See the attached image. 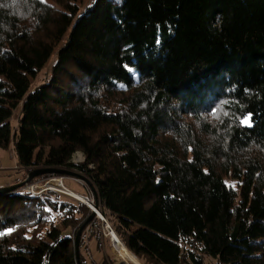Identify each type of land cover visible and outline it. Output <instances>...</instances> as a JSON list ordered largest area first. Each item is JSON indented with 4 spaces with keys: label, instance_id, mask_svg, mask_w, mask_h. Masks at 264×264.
Here are the masks:
<instances>
[{
    "label": "trees",
    "instance_id": "1",
    "mask_svg": "<svg viewBox=\"0 0 264 264\" xmlns=\"http://www.w3.org/2000/svg\"><path fill=\"white\" fill-rule=\"evenodd\" d=\"M82 1L0 0V147L22 181L78 172L146 264H264V0ZM67 197L0 194V264H78L66 233L91 211Z\"/></svg>",
    "mask_w": 264,
    "mask_h": 264
},
{
    "label": "rangeland",
    "instance_id": "2",
    "mask_svg": "<svg viewBox=\"0 0 264 264\" xmlns=\"http://www.w3.org/2000/svg\"><path fill=\"white\" fill-rule=\"evenodd\" d=\"M115 1L119 2L121 0H115ZM93 2H94V0H83L82 2H80L81 13H84L89 6H92ZM54 64H55V60L53 59L50 62V64L45 68V70L42 72L40 77L38 78V84H41V83L46 82L48 80V78L50 76L51 67ZM19 117H20V110H17L14 113V116L11 120V124H12L14 129L17 127ZM84 161H85V157L82 155V153H76L72 159L73 164H80V163H83ZM68 171H70V170H68ZM70 172L77 173L78 175H80L75 170L70 171ZM25 175H26L25 171L23 169L19 168V166H18L17 156L13 150V147L12 146H10L9 148L0 147V188L13 186V185H16V184L23 182L22 180L24 179ZM54 179L56 181L55 183L52 182ZM60 182H62L63 186L66 189H68V195L69 196L68 195H64V196H68L67 199L69 201L74 202L73 199H75V198H77L79 200L91 199L94 201L93 206H87L86 204H84L85 202H81V201L75 199L76 201L81 202L86 208H88L91 211V215L93 212L92 209H94V211L98 214L95 216L96 221L98 220L100 222V231H101L100 234H98V233L94 234L92 232L93 231L92 228L87 229V231L84 234L85 242L83 244L82 254L86 258L87 262L89 264H122V263L124 264L125 259L129 258L130 255H128L126 258L118 255V251L116 250V248L112 242V239L109 236V233L104 226V223L101 221L102 219L105 220L108 223V225L112 228V230L114 231L113 226H112L113 224L111 221L112 219L109 217L108 214L105 216L100 211L99 207L97 209L95 208L96 203H95L94 194L90 191L91 190L90 187L86 184V182L84 180L78 179L75 177H67V176H51L48 178L39 179L38 181H36L34 183H30L28 185L36 186L35 191H36V193L37 192L39 193L40 191H42L45 188H48L49 186H56L55 184H60ZM26 186H24L23 189H21V191L28 193L25 190L27 188ZM46 192H55V191H46ZM46 192H43L41 194L37 193L34 195L31 193H28V194L33 195V196H40ZM55 193L61 194L58 192H55ZM77 194H79V195H77ZM61 195H63V194H61ZM82 196L84 197V199L82 198ZM71 198H73V199H71ZM91 207H92V209H91ZM98 212L100 213V215H102V217H100L101 220L98 218V216H100ZM91 215H90V217H91ZM89 218L86 221H88ZM83 224H85V222ZM96 229L99 230L98 227H96ZM97 230H96V232H99ZM78 231L77 232L76 231H73V232L67 231L66 234L71 235V233H72L74 235L73 237H74V241H75ZM94 232H95V230H94ZM114 233H115V231H114ZM116 236H117V234H116ZM81 238H82V236H81ZM80 244H81V242H80ZM80 253H81V249H80ZM134 261H135V264H146L145 262L141 261L139 258H137ZM205 262H206V264H216L215 260L210 259L209 257L205 258Z\"/></svg>",
    "mask_w": 264,
    "mask_h": 264
},
{
    "label": "water",
    "instance_id": "3",
    "mask_svg": "<svg viewBox=\"0 0 264 264\" xmlns=\"http://www.w3.org/2000/svg\"><path fill=\"white\" fill-rule=\"evenodd\" d=\"M47 175H50V176L75 177V178L82 179L85 182H87L86 179L84 177H82L81 175H78L77 173L70 172L68 170H61V169H55V168H42V169H37V170H34L33 172H31L28 175L27 179L25 181L19 183V184H16V185H13V186H9V187H5V188H1L0 189V194H11V193H14V192H16L18 190L23 189L24 186L30 184L31 181H33L34 179L39 178V177H43V176H47ZM95 206H96L95 208L97 209L98 208L97 203L95 204ZM96 215H97L96 212L93 211L91 217L89 218V220L86 221L85 224H83L80 227V229H79V231H78V233L76 235L75 252H76V258H77V263L78 264H82L81 263V259H80V242H81L82 233L85 230V228L90 224V222L95 218Z\"/></svg>",
    "mask_w": 264,
    "mask_h": 264
},
{
    "label": "built area",
    "instance_id": "4",
    "mask_svg": "<svg viewBox=\"0 0 264 264\" xmlns=\"http://www.w3.org/2000/svg\"><path fill=\"white\" fill-rule=\"evenodd\" d=\"M52 182H56L55 179ZM56 186H49L48 188L43 189L42 191H40L38 194H41L43 192L46 191H55L58 193H61L63 195H68L66 191H68V189H66L62 182H60V184H55ZM27 188L25 189L26 192L31 193V194H37L36 193V186L34 185H27ZM70 191V190H69ZM87 206H93L94 205V201L91 199H87V202L85 203ZM104 223L105 228L107 229L109 236L111 237V239H114L116 237V234L114 233V231L112 230V228L108 225V223L105 220H101Z\"/></svg>",
    "mask_w": 264,
    "mask_h": 264
},
{
    "label": "bare ground",
    "instance_id": "5",
    "mask_svg": "<svg viewBox=\"0 0 264 264\" xmlns=\"http://www.w3.org/2000/svg\"><path fill=\"white\" fill-rule=\"evenodd\" d=\"M67 192V194H68V191H66ZM69 196V195H68ZM72 197V196H71ZM74 198V197H73ZM82 198L84 199V197L82 196ZM75 199H77V198H75ZM77 200H79V199H77ZM79 201H81V202H87L85 199L84 200H79ZM84 203V204H85ZM91 209H92V207H91ZM93 211H94V209H92ZM99 213V212H98ZM97 214V213H96ZM98 215V214H97ZM99 215H100V213H99ZM100 217H102V215H100V216H98V218L100 219ZM101 220V219H100ZM112 242H113V244H114V246H115V248H116V250L118 251V255H120V256H122V257H124V258H126L128 255H129V253H128V251H127V248H125L124 247V244L120 241V239L116 236L114 239H112Z\"/></svg>",
    "mask_w": 264,
    "mask_h": 264
},
{
    "label": "crops",
    "instance_id": "6",
    "mask_svg": "<svg viewBox=\"0 0 264 264\" xmlns=\"http://www.w3.org/2000/svg\"><path fill=\"white\" fill-rule=\"evenodd\" d=\"M74 193V192H73ZM76 194V193H75ZM79 195V194H77ZM128 251V250H127ZM129 253V251H128ZM129 258H126L125 261H124V264H135V261L137 258L132 254V253H129ZM123 259V258H122ZM123 264V263H122Z\"/></svg>",
    "mask_w": 264,
    "mask_h": 264
},
{
    "label": "snow or ice",
    "instance_id": "7",
    "mask_svg": "<svg viewBox=\"0 0 264 264\" xmlns=\"http://www.w3.org/2000/svg\"><path fill=\"white\" fill-rule=\"evenodd\" d=\"M242 123L246 124L247 126L251 127V115L247 116Z\"/></svg>",
    "mask_w": 264,
    "mask_h": 264
}]
</instances>
